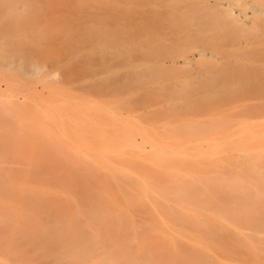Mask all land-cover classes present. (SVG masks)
<instances>
[{
	"label": "rangeland",
	"instance_id": "1",
	"mask_svg": "<svg viewBox=\"0 0 264 264\" xmlns=\"http://www.w3.org/2000/svg\"><path fill=\"white\" fill-rule=\"evenodd\" d=\"M225 2L0 0V171L18 180L32 166L31 184L65 197L55 177L71 166L127 161L116 141H123L121 130H130L132 117L151 130H167L172 124L156 113L202 116L214 107L209 112L248 122L264 114L263 83L258 92L243 85L247 78L226 79L231 92L226 82L218 85L220 79L203 83L221 69L264 67V0L231 1L247 14V23L213 6ZM184 59L192 60L189 66ZM54 72L56 82L50 80ZM208 86L210 97L220 86L228 93L222 87L224 93L215 94L221 101L204 110L199 98L208 95ZM194 100L202 110L186 108ZM228 125L236 129L235 121ZM32 255L20 264H56Z\"/></svg>",
	"mask_w": 264,
	"mask_h": 264
},
{
	"label": "bare ground",
	"instance_id": "2",
	"mask_svg": "<svg viewBox=\"0 0 264 264\" xmlns=\"http://www.w3.org/2000/svg\"><path fill=\"white\" fill-rule=\"evenodd\" d=\"M231 1L237 0L213 6L247 23V14ZM202 51L198 56L207 58ZM242 68L245 76L225 68L203 83L247 78L243 85L263 89L264 67L253 74ZM58 79L57 72L50 75ZM225 86L226 94L234 91ZM210 87L199 98L204 110L224 93L221 86L220 93L214 90L213 101ZM194 101L188 110L201 107ZM209 110L192 117L156 113L172 124L167 130H151L132 117L130 130H121L123 141H116L127 161L71 166L55 177L65 197L31 184L32 166L18 180L0 171V264H20L30 254L56 264H264V114L255 112L248 122ZM233 121L236 129L228 130Z\"/></svg>",
	"mask_w": 264,
	"mask_h": 264
}]
</instances>
